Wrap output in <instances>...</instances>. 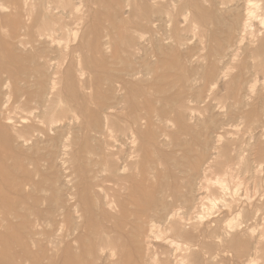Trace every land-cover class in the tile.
<instances>
[{
	"label": "bare ground",
	"instance_id": "bare-ground-1",
	"mask_svg": "<svg viewBox=\"0 0 264 264\" xmlns=\"http://www.w3.org/2000/svg\"><path fill=\"white\" fill-rule=\"evenodd\" d=\"M96 1L5 0L0 225L63 223L62 264H264V0ZM18 246L0 264L52 257Z\"/></svg>",
	"mask_w": 264,
	"mask_h": 264
},
{
	"label": "rangeland",
	"instance_id": "rangeland-1",
	"mask_svg": "<svg viewBox=\"0 0 264 264\" xmlns=\"http://www.w3.org/2000/svg\"><path fill=\"white\" fill-rule=\"evenodd\" d=\"M241 1V0H240ZM105 0H97L96 4L93 5V7L95 8H100L102 4H104ZM7 6L5 0H0V15L2 10H7V8L5 7ZM97 17L99 18V20H97L95 18V14L94 13H89L86 16V25L83 27V29L85 27H90L91 26H100L103 27L104 25L107 24V21L105 19L104 14H98ZM24 19L27 20V16L24 15ZM127 16H125L123 18V21H126ZM140 30H138L137 32L140 34V38L138 40V42L136 43L135 46V57L136 59H138V57H140L143 53V49L146 47H151L152 46V40L153 38H157L158 36H161V32L162 30H160V28H153V31L151 33L149 32H139ZM150 38V42L149 39L145 40L146 38ZM51 56H53L52 53H50ZM152 61L154 60V58H151ZM55 59H52L50 61V63H54ZM89 77V75L87 74V72L81 71L78 72L76 71L75 74V83L80 85L82 82H84V79H87ZM136 77H142L143 79V84L142 86L144 88H146V85L149 84L152 86H157L160 87L161 84L158 83L157 81H155V74L153 72H150L149 74H144L141 73L137 74ZM255 77L258 78V82L255 83L257 86L260 85V83L263 81L264 79V70L262 72L259 73H253L252 75V79H254ZM253 83V82H252ZM92 91L91 88H87V92ZM152 91V90H151ZM85 92V91H84ZM206 98H204L205 100ZM193 102V101H192ZM30 143H28L26 146H24V148H27V146ZM17 156H18V151L17 149H12L10 152H8V161L7 163H12V161H16L17 160ZM58 172H59V176H60V187H61V192L63 195V201H64V205L65 208H70L71 209V203L73 201V199L71 198V196L68 194V186L67 182H66V175L68 174L69 170H68V165L67 168H65V165L62 166L60 164V161L58 162V166H57ZM68 194V195H67ZM63 223L59 222V221H55V222H51V226H47L46 224H39L36 227V232L31 235L30 237H24V234L22 232H20L17 227H16V223L15 220H13V222H11V230H6L3 226L0 225V251H3L5 249V247L8 245L10 251H20L19 246H18V242L20 239H22L23 241H25L26 246H27V250L30 251H49L48 255H52V257L50 258L48 256V258H44L43 259V264H62L63 263V257L65 254V241H67L66 237L63 235ZM53 229V231L51 232V234H47V231ZM23 237V238H22ZM82 237H80L81 240ZM154 246L156 247V251H162L161 247H165L161 242H153Z\"/></svg>",
	"mask_w": 264,
	"mask_h": 264
}]
</instances>
